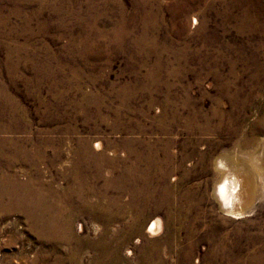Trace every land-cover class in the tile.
I'll use <instances>...</instances> for the list:
<instances>
[{"label": "rangeland", "instance_id": "374dc122", "mask_svg": "<svg viewBox=\"0 0 264 264\" xmlns=\"http://www.w3.org/2000/svg\"><path fill=\"white\" fill-rule=\"evenodd\" d=\"M209 1L199 13L197 0L189 10L184 0H0V86L11 99L0 95V129L12 121L0 130V151L8 150L0 175L39 179L22 193L64 195L76 161L84 181L70 202L103 196L109 205L120 188L104 180L121 168L106 163L110 154L119 158L134 140L137 150L165 145L173 156L166 179L151 185L170 187L171 197L141 201L139 232L119 248L118 264L156 252L148 263L264 264V0ZM211 111L213 125L232 121L230 133L198 130ZM15 147L35 156L5 168ZM218 157L241 184L234 212L214 194ZM13 188L0 186V264H106L98 244L132 215L103 230L83 211L71 220L72 237L41 235L24 206L10 202ZM123 193L119 203L129 202ZM152 220L157 230L148 232Z\"/></svg>", "mask_w": 264, "mask_h": 264}, {"label": "bare ground", "instance_id": "6f19581e", "mask_svg": "<svg viewBox=\"0 0 264 264\" xmlns=\"http://www.w3.org/2000/svg\"><path fill=\"white\" fill-rule=\"evenodd\" d=\"M195 1L196 0H184V4H182L180 7L182 9L184 8V9L189 10V8L192 7V5L194 4ZM197 4H198V7L204 8L200 12L197 11L199 13H202L206 7H210L211 5L214 4V2L212 3L209 0H197ZM197 4H196V7H197ZM191 19L193 20V21L191 20V23H193V22L197 23V21H198L195 18V16L194 17L192 16ZM3 90H4V88H2L0 86V95H2V97H3L2 100L4 102H7V103L11 102V99H9L7 97V95L4 93ZM220 96L224 97V98L226 96L229 97V98H227V97L226 98H227V101H230L231 103H236V101H237V99L231 101L232 95L229 94L226 90H223L220 93ZM246 100H247V98L243 99L244 103ZM240 103H243L242 100L240 101ZM218 104H219V102L216 99L214 101L215 108L217 107ZM241 105L244 106L246 104H241ZM211 108H213V107H211ZM230 112H231L230 110H227V112H226V113H228V117H229V115H231ZM198 113L193 112L191 114L192 115L191 119H193L192 123L194 122V115L198 114ZM214 113H215L214 111H211L210 116H208V115H205L204 117L202 116L203 119L205 120L203 122L204 126L199 127L197 125L198 130L203 129L204 131H209V130L213 129L214 131L219 132L220 129H222V128H228L224 132L230 133V130L233 129V124L231 123L232 121L231 122L227 121L224 123V122L220 121V119H219L220 117H219L218 121L215 122L213 125V122H211L210 119L214 118L212 116ZM2 115H3V111L0 107V117ZM191 119L189 120L187 118L186 123H185V127L189 130H190V125L192 124ZM11 123H12V121L9 122L6 126L2 127L0 130L5 131V132L10 131L11 130V125H10ZM230 123L232 126L230 125ZM133 141L134 140L127 141L128 143L126 142V144L123 146L124 153L121 154L119 158L115 157V154H110L111 156L109 158H107V160H105L106 163H108V164L115 163L118 160L121 163V168H120V171L117 172V176H116L115 181H112L109 178H105V180L103 179L105 182L104 184H112L113 186H117L118 188H120L117 190V192H119V193L117 194L116 200L114 202H111L109 205H107L102 200V198H103V196H102L101 198H98L92 202L90 201V202L85 203L84 200H80V204H78V207H77L78 209L76 208V206H73L74 204L70 202L71 198L69 200V194H70V192H73V191H75V192L80 191L82 188L81 183L84 181V179L80 176V174L78 172V170L80 168L77 169L76 166H78L79 163L76 161L70 162L69 168L72 169V171H71L72 175L70 177V183L69 184H71V185L68 187L69 188L68 193H66L64 195H56L51 190V191H49V194L47 196V194H45L44 192H42V191L40 192V191L34 190V189H29V190L25 191L24 193H22L23 188L21 190L19 187L34 186L35 184L40 183L39 179L30 178L29 180H26V181H21V180L19 181L13 175L5 174L4 172H3L4 174L0 175V186H3L5 184H10L14 187L12 192L8 193L12 197V200L10 202L12 203L15 200L17 203L22 204L24 206L25 211L28 212L29 218L32 220V226L41 235L45 234V235H50L52 237H54V236H56V237L61 236L62 237L63 236L64 238H69L70 236L72 237L71 220L73 219V217H76V215H78L79 213H82L83 211L86 212L88 215H90L91 219L96 220V221L99 220L101 222V226H102L103 230H105L106 225H108V223H110L112 221H119L121 219V217L125 216L126 212H130L132 215L130 216L131 219L127 222L126 229H124V231L123 230L117 231L115 233V235L111 236L112 238L110 237V240L108 238L106 241L103 240V242L101 244H98V245H101V247H104V252H107V253H105V256L103 257L104 260L107 257L106 258V264H118V262L120 261V258H119L120 254H118L119 248L121 247L122 244L125 243V241L129 240L131 236H133L139 232V228L137 226V223H138V220H139V217L141 214L140 213L141 201H144V199L145 200L156 199L158 197L159 193L166 192V191H167L166 194H164L160 197L164 198L165 200L169 199L171 197L170 196V192H171L170 187H166L165 191L164 190L160 191L159 188L151 187V185L155 184V181L161 182L162 180H164L165 175H166L165 169H167V170L169 169L168 166H170L169 164H170V161H172L173 156H170L168 149H167V146L165 147V145H164V147H161L159 152H158L156 149L153 150V144H151V145H148V147H146L145 150L141 151L140 149L137 150L136 148L132 147V145L134 144ZM8 143H9V141L5 142L6 145H8ZM162 144L163 143H160V145H162ZM94 146H95L96 151L98 149H101V147L99 146L98 143H96ZM87 147L88 146L86 143L85 144L86 152H88ZM83 150H84V146H81L79 148V151H83ZM7 151L5 148V151H0V154L5 155V154H7ZM95 153L100 154L101 152L98 151ZM28 156L34 157L35 155L33 156V155L27 154L26 150L24 148L17 149V151H15L14 153L11 154V158L3 163V166L5 168H7V167L11 166L13 161H19V160L24 161L25 159L28 158ZM84 158H85V155L83 154V158L81 159V165L86 164L84 162ZM100 158L101 159L103 158L102 155H100ZM215 159H217V165L220 167V171H221L222 175H221L218 183L215 186L214 194H215L216 198L222 203V205L229 212L230 211L234 212L235 201L238 199L237 196L239 195V191H241L240 190V186H241L240 181L236 178L237 174H235V170H233V169L231 170L229 163L225 162L224 160H222L219 157L215 158ZM179 164H181V161L179 162ZM96 177L98 178V176H96ZM86 178H88V177H86ZM138 181H141V183H138ZM72 188H74V190ZM149 188H150V190H149ZM0 192H3V190L0 189ZM27 192H28V194H27ZM123 192H127L129 194L128 199L130 201L119 203V200H118L119 195L121 194L120 196H122L124 194ZM20 194H21V196H20ZM0 195H1V193H0ZM103 195H105V194H103ZM0 199H1V196H0ZM78 199H81V198H77V200ZM77 200L75 199V201H77ZM168 203H169V201H168ZM177 208H175V210H174L177 213L174 216H175V218L177 217L179 219V218H181L180 217L181 212H180L179 208L178 209ZM187 211H189V210H187ZM61 218H64L65 222H61L60 221ZM156 230H157V222H156V220H152L147 231L148 232L149 231L155 232ZM100 238H101V236H100ZM218 246H220V245H218ZM108 248H109V251H108ZM127 253H129V252H127ZM152 257H155L158 259V253L156 252L153 255L152 254L151 255H149V254L145 255L144 257L139 259L138 264H159L156 261H153L152 263H148L147 259L148 258L152 259Z\"/></svg>", "mask_w": 264, "mask_h": 264}]
</instances>
